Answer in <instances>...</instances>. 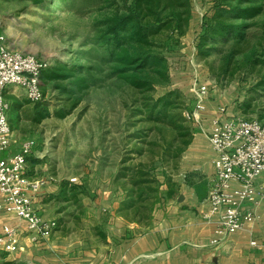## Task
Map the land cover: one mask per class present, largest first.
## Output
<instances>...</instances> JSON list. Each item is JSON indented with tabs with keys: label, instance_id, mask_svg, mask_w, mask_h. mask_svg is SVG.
<instances>
[{
	"label": "rangeland",
	"instance_id": "1",
	"mask_svg": "<svg viewBox=\"0 0 264 264\" xmlns=\"http://www.w3.org/2000/svg\"><path fill=\"white\" fill-rule=\"evenodd\" d=\"M218 1L190 0V17L183 34L166 30L161 36L169 63L170 82L168 88L157 86L153 96L157 97L167 89L178 90L174 111L183 121L180 113L191 100L192 84L208 82L211 98L215 102L223 103L230 112H238L244 118L257 119L261 114L260 122L263 123L264 89H255L253 85L264 76V66L247 67L242 63L253 43L236 53L228 65L229 41L215 38L210 42L213 49L209 55L199 57L196 54L195 43ZM131 6L132 0H45L39 5L31 0H0V20L13 48L31 53L51 66L75 65L76 72L86 79L87 86L81 90L67 79L46 83L44 106L52 113L59 110L69 113L46 118L47 123L37 129L40 138L56 134L51 140L63 146L74 136L78 145L85 146V153L87 146L91 160L100 157L110 166L116 162V191L118 188L123 191V185L126 186L128 181L124 169L139 164L147 167L156 180H163L165 173L169 181L176 184V178L182 173L185 150L194 133L190 123L184 121L189 134L182 128L180 131L185 134L180 135L170 124L147 119L139 109L141 93L126 85L123 78L113 71L110 49L95 38L109 16L126 13ZM70 88H74L73 93ZM9 114L14 115L12 111ZM189 137L190 142L183 145ZM56 156L62 154L52 155L53 158ZM91 169L89 173L100 178L97 188H103L101 181L108 177L112 169L98 168L96 173H92L95 171ZM74 186L76 200L67 197L63 190L65 186L61 187L58 212L65 211L68 205L72 210L62 212L59 220L70 225H90L92 230H97L99 223L91 215V205L86 198L95 194L92 187L88 186V194L84 188ZM158 194L162 197L160 190ZM119 196L108 203L113 205L115 213L123 214L126 220L132 219L130 214L124 216L125 210L120 208L125 195ZM139 225L144 226L145 223Z\"/></svg>",
	"mask_w": 264,
	"mask_h": 264
},
{
	"label": "crops",
	"instance_id": "2",
	"mask_svg": "<svg viewBox=\"0 0 264 264\" xmlns=\"http://www.w3.org/2000/svg\"><path fill=\"white\" fill-rule=\"evenodd\" d=\"M0 34L4 35L6 44L15 49L1 20ZM4 97L14 115L7 113L11 143L2 156L17 153L21 143L27 139L35 140L24 175L29 180L43 182L34 196L33 207L44 218L55 219L58 225L49 238L37 239L30 234L25 221L13 213L0 211V232L5 224L16 226L19 232L16 250L0 252V264H264V244L259 247L250 244L252 239H264V203L254 208L258 216L255 222L214 242L217 215L210 214L206 197L209 180L214 173L215 153L204 130L209 128L216 107L225 105L215 102L211 94L206 110L198 114L199 121L189 122L194 133L183 156L182 173L176 178L177 196L165 198L167 187L162 184V197L151 220L144 226L115 213L113 205L108 203L123 194L120 188L116 191L114 187L116 162L110 166L100 157L91 160L87 146L85 153V146L78 145L74 136L63 146L51 140L56 134L40 138L37 129L47 123L46 118L39 122L33 120L35 104L26 98L24 91L19 87H9ZM227 110L228 114L238 113ZM55 153L62 156L53 158ZM108 167L112 170L108 169V177L101 181L103 188H97L100 178L89 170L92 168L95 171L92 173H96L98 168L105 170ZM64 168L65 171H61ZM65 184L68 186L65 188L67 197L71 193L70 186L78 185L88 194V186L92 187L95 194L86 198L90 201L87 203L91 205V215L99 223L97 230H92L90 225L58 223L62 212L72 210L68 205L65 211L58 212V198Z\"/></svg>",
	"mask_w": 264,
	"mask_h": 264
},
{
	"label": "trees",
	"instance_id": "3",
	"mask_svg": "<svg viewBox=\"0 0 264 264\" xmlns=\"http://www.w3.org/2000/svg\"><path fill=\"white\" fill-rule=\"evenodd\" d=\"M44 1L31 0L36 5ZM217 4L204 22L195 43L197 56L209 55L213 49L210 42L219 38L221 41L230 42L226 63L228 65L236 53L253 43L242 63L247 67L264 66V0H219ZM189 15L190 0H132L131 8L126 13H114L109 16L95 37L99 43L110 49L114 61L113 71L123 78L126 85L141 93L139 109L146 118L170 124L180 135L189 134L188 126L184 124L189 122L183 116V112L191 109L192 94L190 102L180 113L183 122L174 111L179 91L167 89L157 97L153 96V92L157 86L168 88L170 82L169 63L163 51L164 40L161 36L166 30H171L170 32L173 31L177 35L183 34ZM40 79L43 95L45 85L50 80H71L78 90L87 86L85 77L76 72L75 65L69 67L50 65L41 72ZM259 87L264 89V76L253 85L255 89ZM70 91L73 93L74 88H70ZM34 104L35 122L50 116L62 117L69 113L64 110L50 112L49 108L44 106V99ZM257 119L260 121L262 115L260 114ZM182 128L186 129L183 134L180 131ZM189 142L190 137L184 140L183 145ZM124 170L127 172L125 177H128V181L126 186L123 185L125 198L121 200L120 208L125 210L124 216L132 215L130 220L138 224L144 222L146 225L161 199L158 194L160 186L166 185L164 196L167 199H174L178 191L175 184L169 181L167 174L163 173V180H156L143 164ZM63 186L66 188V184ZM75 189L76 186L71 187L69 197L76 200Z\"/></svg>",
	"mask_w": 264,
	"mask_h": 264
},
{
	"label": "built area",
	"instance_id": "4",
	"mask_svg": "<svg viewBox=\"0 0 264 264\" xmlns=\"http://www.w3.org/2000/svg\"><path fill=\"white\" fill-rule=\"evenodd\" d=\"M49 66L31 53L10 48L0 34V211L13 213L25 221L28 231L37 239L49 238L58 224L55 219L44 218L33 207L34 196L43 182L29 180L24 175L35 140L22 142L17 153L1 155L11 143L7 116L10 104L4 92L9 87H19L30 102L43 100L40 75ZM191 93L192 107L183 116L188 122H198V114L206 110L209 86L196 82ZM204 132L215 153L206 203L210 214L217 215L214 242H218L258 218L254 208L264 201V124L255 118L228 114L226 106L218 105ZM18 244V228L3 225L0 252H12ZM250 244L259 247L264 239H252Z\"/></svg>",
	"mask_w": 264,
	"mask_h": 264
}]
</instances>
